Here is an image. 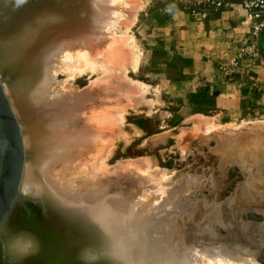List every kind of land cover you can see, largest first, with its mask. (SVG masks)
Here are the masks:
<instances>
[{
	"label": "rangeland",
	"instance_id": "rangeland-1",
	"mask_svg": "<svg viewBox=\"0 0 264 264\" xmlns=\"http://www.w3.org/2000/svg\"><path fill=\"white\" fill-rule=\"evenodd\" d=\"M66 1L73 11L76 0ZM97 1L80 0L85 28L69 41L76 49L54 52L61 62L55 63L51 94L35 98L27 89V112L20 119L13 109L36 138L33 148L46 156L40 135L49 131L58 140L77 141L70 154L54 158L52 177L66 191L83 194V203L98 197L156 207L155 237L170 233L177 246L188 242L197 250L237 249L264 264V49L258 58H239L235 74L226 76L225 64L239 57L238 1L218 11L202 0H103L100 7ZM212 27L222 29L223 44L210 56L209 70L198 63H209ZM198 29L199 60L178 48ZM10 75H0L3 87ZM208 82L209 96L196 92ZM27 157L34 159V152ZM44 204L24 196L28 230L44 228Z\"/></svg>",
	"mask_w": 264,
	"mask_h": 264
},
{
	"label": "bare ground",
	"instance_id": "bare-ground-1",
	"mask_svg": "<svg viewBox=\"0 0 264 264\" xmlns=\"http://www.w3.org/2000/svg\"><path fill=\"white\" fill-rule=\"evenodd\" d=\"M4 1L0 0V75L9 72L11 75L6 86L3 87L1 80L0 83L3 91L6 89L9 95L7 98L11 110L20 127L25 161L18 195L0 224V264H259L256 259L238 253L237 249L230 251L223 247L215 253V249L207 245L200 250L188 242L177 246L170 233L155 237L152 231L158 228H155L154 222L160 221V211L156 212V207L151 208V211L144 207L146 205L129 207L113 198H96L97 192H94L96 199L91 198L93 204H85L81 199L87 200L83 194L68 192L63 184L53 179L54 158L59 154H70L67 151L69 146L77 141L67 140L68 143L66 138L58 140V137L54 138L55 132L51 136L50 131L48 135H40L45 138L43 145L40 144L46 153V156L40 154L45 158L42 159L33 148L36 138H30L31 130L26 132L16 115L21 119L23 111L27 112L24 95L29 97L32 93L35 98L43 99L53 91L51 78L56 74L55 63L61 59H56L58 53L54 52L59 48L61 53H66L68 50L64 52V48L77 44L70 45V42L81 37L85 28V15L81 13L80 0H76L73 11L66 7V0H38L41 4L39 7H35L33 0L26 3L24 0ZM101 1L96 2L97 6ZM50 53L52 56L49 58ZM62 145L67 146L61 150ZM29 152H34V159L27 157ZM24 196L43 199L44 214H48L47 220L42 223L44 228L35 226L32 231L27 229L31 228L26 225L32 219L21 215Z\"/></svg>",
	"mask_w": 264,
	"mask_h": 264
},
{
	"label": "water",
	"instance_id": "water-1",
	"mask_svg": "<svg viewBox=\"0 0 264 264\" xmlns=\"http://www.w3.org/2000/svg\"><path fill=\"white\" fill-rule=\"evenodd\" d=\"M0 224L18 195L23 174L24 146L20 127L0 83Z\"/></svg>",
	"mask_w": 264,
	"mask_h": 264
},
{
	"label": "built area",
	"instance_id": "built-area-1",
	"mask_svg": "<svg viewBox=\"0 0 264 264\" xmlns=\"http://www.w3.org/2000/svg\"><path fill=\"white\" fill-rule=\"evenodd\" d=\"M209 5V11L233 6L231 0H202ZM240 10V24L243 29L239 39V57L225 64L226 76L235 74L240 60L248 56L251 59L261 56L264 49V0H237ZM197 13L196 10L193 11ZM205 14V11L203 12Z\"/></svg>",
	"mask_w": 264,
	"mask_h": 264
},
{
	"label": "crops",
	"instance_id": "crops-1",
	"mask_svg": "<svg viewBox=\"0 0 264 264\" xmlns=\"http://www.w3.org/2000/svg\"><path fill=\"white\" fill-rule=\"evenodd\" d=\"M221 21H222V19H221ZM224 25V22L222 21V24H221V26H223ZM200 28V27H199ZM213 29V27L210 29L209 28V43L211 44L212 43V45H210L209 44V55H207V56H209V63H207V61L206 60H204V59H202L203 60V62L201 61V63L199 62L198 64H200V66L202 65V66H207L208 68H209V70L211 69V66H212V63H213V60L212 59H210L211 57L210 56H213V54H214V50L216 49V48H218V47H220L219 45H222L223 44V42H222V36H220V34H221V30L222 29H215V30H217V31H214V29ZM200 32H198L197 33V37H193V39L192 40H186V41H181L180 42V45L182 46L183 45V47H180V46H178V48H179V50H180V52L182 53V54H184V56H196V59L197 60H199L200 58H201V52L203 51V49L201 48V44L199 43V42H201V41H203V39H201L199 36L200 35H202L201 34V30L202 29H198ZM196 42H198V43H196ZM190 44V45H189ZM193 54H191V53ZM188 58V57H187ZM193 60V59H192ZM201 66V67H202ZM188 69H187V67L186 68H184V72L185 73H189L188 71H187ZM210 72V71H209ZM209 76H210V74H209ZM191 76L190 75H188L187 74V76L185 77V80H190L191 78H190ZM199 78V77H198ZM208 80H212V78H207ZM204 81V80H203ZM209 84V85H208ZM213 85L211 84V83H207V84H204V86L203 87H200V88H198L197 90H196V92L197 93H204L205 95H208L209 96V90H210V88L212 87Z\"/></svg>",
	"mask_w": 264,
	"mask_h": 264
}]
</instances>
